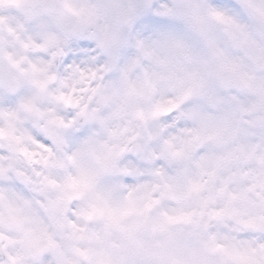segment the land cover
Masks as SVG:
<instances>
[{
  "label": "clouds",
  "instance_id": "1",
  "mask_svg": "<svg viewBox=\"0 0 264 264\" xmlns=\"http://www.w3.org/2000/svg\"><path fill=\"white\" fill-rule=\"evenodd\" d=\"M0 264H264V0H0Z\"/></svg>",
  "mask_w": 264,
  "mask_h": 264
}]
</instances>
